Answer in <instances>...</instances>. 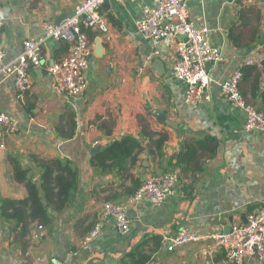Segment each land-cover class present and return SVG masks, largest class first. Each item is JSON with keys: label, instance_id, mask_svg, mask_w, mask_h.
Masks as SVG:
<instances>
[{"label": "crops", "instance_id": "crops-1", "mask_svg": "<svg viewBox=\"0 0 264 264\" xmlns=\"http://www.w3.org/2000/svg\"><path fill=\"white\" fill-rule=\"evenodd\" d=\"M79 0H0L5 23L0 48L13 58L27 37L41 33V21L63 19ZM155 0H109L100 9L106 32L88 31L90 55L87 89L71 101L56 89L47 66L66 55V42L50 39L45 64L30 70L32 88L18 96L12 77L0 86V111L18 125L2 131L0 198L23 199L24 181L41 188L43 162H70L77 186L63 207L47 203V220L30 223L21 236L15 223L0 216V264H119L142 241L151 257L145 264H238L227 261L209 241L167 250L151 237L163 238L180 227L203 235L225 231L243 221L247 211L264 205V131H246L245 113L230 105L220 83L244 61L240 90L246 101L264 112V0H186L188 17L207 26L210 41L223 49V59L210 69L209 98L196 105L184 100L185 84L171 74L177 38L156 44L135 25ZM124 135L138 148L122 166L92 158ZM211 139V142H208ZM100 145L101 150L90 149ZM191 157L178 162L179 152ZM175 172L178 183L160 204L147 197L131 201L151 175ZM124 206L131 219L128 233L102 217L104 202ZM99 233L86 242L91 228ZM44 259V260H42ZM240 264H264L248 257Z\"/></svg>", "mask_w": 264, "mask_h": 264}, {"label": "built area", "instance_id": "built-area-1", "mask_svg": "<svg viewBox=\"0 0 264 264\" xmlns=\"http://www.w3.org/2000/svg\"><path fill=\"white\" fill-rule=\"evenodd\" d=\"M103 0H79L72 13L57 24L51 20L41 21V33L27 37L22 42V50L13 58H6L0 48V86L4 79L12 77L18 96L32 88L30 70L45 64L44 47L50 39L68 44L65 56L47 66V71L56 89L71 101L80 98L87 89L86 71L90 55L88 31L106 32L108 22L101 14ZM5 15L0 6V29L5 23ZM135 25L145 39L153 44L164 38H177L176 58L171 66L173 77L185 84L184 100L196 105L209 98L207 87L211 80L210 69L223 59V49L210 41L207 26H197L188 17L186 0H155L143 9L142 16ZM248 59L220 83L221 93L231 106L245 113L246 131H264V112L251 105L244 98L240 83L243 68L253 64ZM14 133L17 123L5 112L0 111V147L3 144L2 131ZM178 183L175 172H165L148 176L136 189L131 201L147 197L160 204L172 193ZM102 217H108L117 230L128 233L131 219L124 206L106 201L101 209ZM101 228L98 221L86 236V242L95 237ZM202 239L209 241L211 250H222L227 261L242 263L248 257L264 259V205L246 212L243 221L232 222L228 231H210L203 235L195 234L185 227L164 236L167 250L177 246L195 243ZM44 260V259H42Z\"/></svg>", "mask_w": 264, "mask_h": 264}, {"label": "trees", "instance_id": "trees-1", "mask_svg": "<svg viewBox=\"0 0 264 264\" xmlns=\"http://www.w3.org/2000/svg\"><path fill=\"white\" fill-rule=\"evenodd\" d=\"M62 49L68 51L65 43ZM211 142V139H208ZM138 141L134 136L124 135L110 143L104 150L94 155L92 164L97 165L101 160H112L114 164L122 166L138 148ZM191 157V150L179 152L178 162ZM98 161V162H96ZM41 173V188L44 190L46 204L41 200L37 184L30 179L24 181L28 195L23 199L0 198V216L12 221L19 229L21 236L29 235L30 223L42 224L47 220V203L56 207H63L70 201L77 186V171L68 161L49 160L43 162ZM160 246L162 238L152 236ZM146 241H142L130 251L119 264H145L151 257L150 252L143 251Z\"/></svg>", "mask_w": 264, "mask_h": 264}, {"label": "water", "instance_id": "water-1", "mask_svg": "<svg viewBox=\"0 0 264 264\" xmlns=\"http://www.w3.org/2000/svg\"><path fill=\"white\" fill-rule=\"evenodd\" d=\"M108 1H109V0H103V3H102V7H103V8L108 6ZM60 20H61L60 18H57V19L55 20V23L57 24ZM259 64H260V65L262 66V68L264 69V58H262V59L260 60ZM101 148H102V147H101L100 145H96V146L92 147V148L90 149V151H91L92 153H94V152H97V151L101 150ZM227 231H228V229L225 230V232H227Z\"/></svg>", "mask_w": 264, "mask_h": 264}, {"label": "rangeland", "instance_id": "rangeland-1", "mask_svg": "<svg viewBox=\"0 0 264 264\" xmlns=\"http://www.w3.org/2000/svg\"><path fill=\"white\" fill-rule=\"evenodd\" d=\"M252 105V104H251Z\"/></svg>", "mask_w": 264, "mask_h": 264}]
</instances>
